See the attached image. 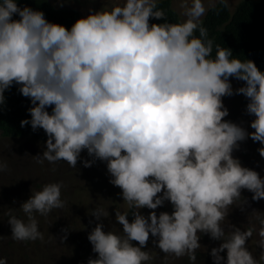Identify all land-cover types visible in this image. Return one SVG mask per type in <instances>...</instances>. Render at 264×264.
Masks as SVG:
<instances>
[{
	"label": "clouds",
	"instance_id": "1",
	"mask_svg": "<svg viewBox=\"0 0 264 264\" xmlns=\"http://www.w3.org/2000/svg\"><path fill=\"white\" fill-rule=\"evenodd\" d=\"M220 3L229 6L228 0ZM180 7L182 22L150 24V18H165L157 0H124L69 30L43 11L0 0V104L5 90L19 85L33 105L21 126L47 135L36 162L63 160L75 168L86 149L94 159L84 166L106 161L110 183L122 190L134 217L129 222V212L116 211L121 234L96 224L88 240L98 257L88 264H148L152 256L142 248L150 234L165 254L187 255L195 264L205 233L222 241L211 250L214 264H258L246 243L254 229L231 226L226 235L222 222L241 201L242 189L253 200L264 199V179L232 155L249 136L264 144V72L226 47L217 45L213 57V41L201 24L203 0H182ZM230 77L246 82L235 93L248 98L247 113L255 116L251 133L223 119L229 112L222 97L234 94ZM258 151L264 157V147ZM7 168L0 161V172ZM61 189L54 182L32 192L20 206L26 220L9 213L13 240L43 241L36 215L66 207ZM165 201L173 206L170 214L139 212ZM91 215L100 221L110 214L99 207ZM260 224L264 248V218Z\"/></svg>",
	"mask_w": 264,
	"mask_h": 264
},
{
	"label": "rangeland",
	"instance_id": "2",
	"mask_svg": "<svg viewBox=\"0 0 264 264\" xmlns=\"http://www.w3.org/2000/svg\"><path fill=\"white\" fill-rule=\"evenodd\" d=\"M57 8H69L79 11L82 18L101 9L110 10L124 0H49ZM159 1V0H157ZM173 9L180 18L186 19L180 7L182 0H170ZM220 0H203L207 11ZM241 0H228V8L233 12ZM259 1V0H252ZM190 5L191 0H188ZM206 11V12H207ZM206 14V13H205ZM204 14V16H205ZM201 17V20L204 18ZM234 94L222 97L224 106L229 115L224 120L231 121L251 133V121L254 115L247 113L248 98L243 94H236L235 90L246 84L245 81L230 77ZM239 147L233 150V157L237 158L243 167L256 171L264 179V157L258 149L264 147L258 141H253L249 136L238 142ZM46 150V140L38 141L26 137L0 136V161H6L8 168L0 172V258L6 259L7 264H88L89 258L96 259L98 253L93 252L92 244L88 240L89 233L97 223H103L105 232L113 231L121 234L123 226L115 219L116 211L129 212V222L134 219L131 210L124 203L122 190L110 183L111 176L107 171L106 161L95 159L90 167L84 166V161L93 160L87 150L81 152L75 168L61 160L55 164L44 161L37 163L34 157L43 154ZM61 182V198L66 201L64 209H53L47 216L36 215L39 230L44 239L36 241H16L11 238V226L8 223L9 213L18 218L27 219L20 209L23 202L27 201L32 192L40 190L47 183ZM158 195H162L158 194ZM253 193L247 189L241 190V201L230 207L229 213L222 222L226 235L232 230L231 226L242 231L253 228L252 237L246 242L248 250L257 260L264 264V248L259 244L261 239L258 230L261 227L260 219L264 218V199L253 200ZM102 207L109 212V217L97 221L91 215L95 208ZM151 211L157 216L161 212L173 211L169 201L152 210L139 209L140 214L147 217ZM67 231H64V230ZM66 236V239H62ZM157 237L149 235V240L142 248L148 251L152 260L148 264H192L188 256L176 257L165 254L159 249ZM134 246H139L138 241H132ZM201 247L196 250L195 264H214L211 250L218 248L221 240H214L209 234H200ZM226 259V250L221 253Z\"/></svg>",
	"mask_w": 264,
	"mask_h": 264
},
{
	"label": "trees",
	"instance_id": "3",
	"mask_svg": "<svg viewBox=\"0 0 264 264\" xmlns=\"http://www.w3.org/2000/svg\"><path fill=\"white\" fill-rule=\"evenodd\" d=\"M19 7L28 6L33 10L43 11L45 18L56 24H61L70 30L71 26L81 17L79 11L69 8H57L49 0H16ZM157 7L165 12V18H150L149 23H179L180 18L173 9L170 0L157 1ZM13 19H19L14 15ZM208 31V38L213 41V57L216 46L232 50L233 55L241 60H251L257 68L264 72V0H241L229 11L220 1L211 7L201 20ZM199 36V32H196ZM19 85L13 84L4 92V103L0 104V136L26 137L38 141L47 140L43 129L33 130L31 125L21 126V121L31 119L28 111L33 105L30 98L19 92ZM51 113L52 107L48 109Z\"/></svg>",
	"mask_w": 264,
	"mask_h": 264
}]
</instances>
